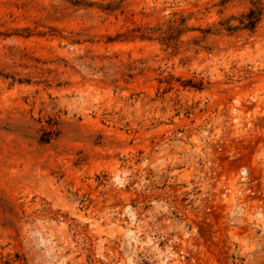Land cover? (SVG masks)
I'll use <instances>...</instances> for the list:
<instances>
[{
    "label": "rangeland",
    "instance_id": "obj_1",
    "mask_svg": "<svg viewBox=\"0 0 264 264\" xmlns=\"http://www.w3.org/2000/svg\"><path fill=\"white\" fill-rule=\"evenodd\" d=\"M0 264H264V0H0Z\"/></svg>",
    "mask_w": 264,
    "mask_h": 264
},
{
    "label": "trees",
    "instance_id": "obj_2",
    "mask_svg": "<svg viewBox=\"0 0 264 264\" xmlns=\"http://www.w3.org/2000/svg\"><path fill=\"white\" fill-rule=\"evenodd\" d=\"M257 15L255 13H252L251 16L248 18V24L246 25L247 28L254 29L256 23H257Z\"/></svg>",
    "mask_w": 264,
    "mask_h": 264
}]
</instances>
